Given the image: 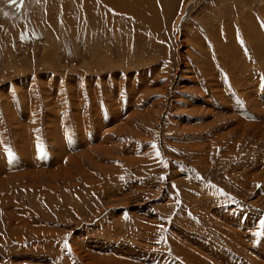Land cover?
Returning a JSON list of instances; mask_svg holds the SVG:
<instances>
[{
    "label": "rangeland",
    "instance_id": "1",
    "mask_svg": "<svg viewBox=\"0 0 264 264\" xmlns=\"http://www.w3.org/2000/svg\"><path fill=\"white\" fill-rule=\"evenodd\" d=\"M107 3L0 0V264H264V0Z\"/></svg>",
    "mask_w": 264,
    "mask_h": 264
},
{
    "label": "bare ground",
    "instance_id": "2",
    "mask_svg": "<svg viewBox=\"0 0 264 264\" xmlns=\"http://www.w3.org/2000/svg\"><path fill=\"white\" fill-rule=\"evenodd\" d=\"M104 1L113 5L112 8L118 9L120 12H127L128 11L129 13H132L133 15L139 17L141 22H144L145 20H152V16L149 12V9H154L155 15H159L158 10L160 9L161 4L162 5H164L165 3L169 4V5L164 6L162 8L165 9L166 12H167V10H168V12H171L172 7L170 5H175L177 2V0H104ZM153 21L155 23L158 22V20H153ZM153 28H155V27H153ZM52 134H53V132H52ZM58 137H59V135H58ZM62 142L64 143V140H62ZM60 147H61V145H60ZM61 148H60L61 151H59L58 153L62 154L63 150ZM23 154H21V155H23Z\"/></svg>",
    "mask_w": 264,
    "mask_h": 264
}]
</instances>
